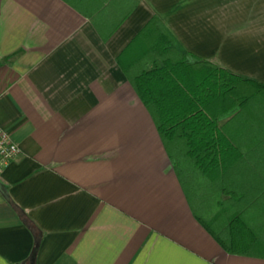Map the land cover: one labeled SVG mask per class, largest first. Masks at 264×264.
<instances>
[{"label": "crops", "instance_id": "obj_1", "mask_svg": "<svg viewBox=\"0 0 264 264\" xmlns=\"http://www.w3.org/2000/svg\"><path fill=\"white\" fill-rule=\"evenodd\" d=\"M152 17L196 58L264 85V0H0V126L20 148L0 183L35 226L0 191V264H264V126L210 173L236 181L221 197L256 232L250 254L229 253L119 64Z\"/></svg>", "mask_w": 264, "mask_h": 264}, {"label": "trees", "instance_id": "obj_2", "mask_svg": "<svg viewBox=\"0 0 264 264\" xmlns=\"http://www.w3.org/2000/svg\"><path fill=\"white\" fill-rule=\"evenodd\" d=\"M119 64L151 116L195 217L223 249L250 254L253 246L247 241L256 239L254 228L233 211L237 209L234 196L221 197L236 191V181L213 179L210 173L223 160L229 164L241 155L239 141L254 133L255 124L264 126V112L254 116L261 103L264 108V85L196 58L157 17L135 36ZM0 191L21 221L35 229L2 183ZM206 211L227 217L216 225ZM37 247L38 242L32 258Z\"/></svg>", "mask_w": 264, "mask_h": 264}, {"label": "built area", "instance_id": "obj_3", "mask_svg": "<svg viewBox=\"0 0 264 264\" xmlns=\"http://www.w3.org/2000/svg\"><path fill=\"white\" fill-rule=\"evenodd\" d=\"M19 153V146L11 139L9 133L0 126V174Z\"/></svg>", "mask_w": 264, "mask_h": 264}]
</instances>
